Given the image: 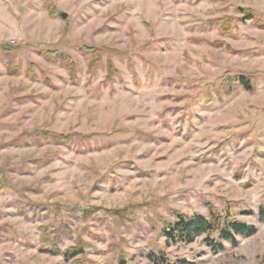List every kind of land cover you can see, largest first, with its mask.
Here are the masks:
<instances>
[{
    "label": "rangeland",
    "instance_id": "374dc122",
    "mask_svg": "<svg viewBox=\"0 0 264 264\" xmlns=\"http://www.w3.org/2000/svg\"><path fill=\"white\" fill-rule=\"evenodd\" d=\"M261 208L264 0H0V264H264Z\"/></svg>",
    "mask_w": 264,
    "mask_h": 264
},
{
    "label": "trees",
    "instance_id": "16d2710c",
    "mask_svg": "<svg viewBox=\"0 0 264 264\" xmlns=\"http://www.w3.org/2000/svg\"><path fill=\"white\" fill-rule=\"evenodd\" d=\"M249 17L252 19L254 18V16L251 15V12H249ZM237 81L240 85L245 87L246 90H251V81L247 77H239ZM60 139H62V141H67L68 137L62 136ZM259 217L264 221V208L260 209ZM165 232L166 237L170 242H177V240L192 242L194 236L207 235L211 242V246L215 249H223L224 245L215 241L213 239L214 235L218 234L221 241L236 244L237 237L252 236L255 234L256 230L246 222L239 221L228 214L226 217L214 215L211 219L196 216L187 220L185 217H182L175 225L167 227ZM77 254L78 252L76 249H72L71 251L66 252V257L69 259V255L75 257ZM119 264H127V262L125 259H120Z\"/></svg>",
    "mask_w": 264,
    "mask_h": 264
},
{
    "label": "water",
    "instance_id": "95a60500",
    "mask_svg": "<svg viewBox=\"0 0 264 264\" xmlns=\"http://www.w3.org/2000/svg\"><path fill=\"white\" fill-rule=\"evenodd\" d=\"M64 18H66V15H63Z\"/></svg>",
    "mask_w": 264,
    "mask_h": 264
}]
</instances>
